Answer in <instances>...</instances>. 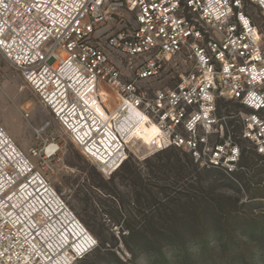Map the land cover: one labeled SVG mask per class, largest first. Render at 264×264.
Masks as SVG:
<instances>
[{
  "label": "built area",
  "instance_id": "obj_1",
  "mask_svg": "<svg viewBox=\"0 0 264 264\" xmlns=\"http://www.w3.org/2000/svg\"><path fill=\"white\" fill-rule=\"evenodd\" d=\"M245 5L264 18V0H0V54L103 178L129 142L232 172L220 102L245 110L243 138L264 153V45ZM169 64L171 87L142 86ZM46 129L25 154L0 124V264H74L97 247L49 182L60 146Z\"/></svg>",
  "mask_w": 264,
  "mask_h": 264
},
{
  "label": "rangeland",
  "instance_id": "obj_2",
  "mask_svg": "<svg viewBox=\"0 0 264 264\" xmlns=\"http://www.w3.org/2000/svg\"><path fill=\"white\" fill-rule=\"evenodd\" d=\"M244 11L252 18L262 34L264 45V18L254 6L245 5ZM114 60L126 76L133 73L124 58H114ZM181 71L182 68L175 69L169 64L157 79L144 82L142 86L147 90L171 87ZM109 93L111 96L109 103L114 107L117 99L112 92ZM244 112L245 110L234 102L222 101L217 108V117L225 121L234 145L230 142L222 143L226 147L236 146L239 149L240 156L235 163L234 171L228 172L226 168L198 167L193 175L184 178L171 175L167 177L165 183L174 190L187 184L207 188L212 200L228 196L231 198L230 202L236 201L239 211L264 214V200L252 201L251 205L245 206L249 196L255 195L251 183L258 180L264 182L262 175L264 153H257L254 144L243 138L240 113ZM0 124L25 154L37 145L34 129L47 124L46 133L58 138L60 150L53 161V172L47 173V177L56 193L62 197L69 209L97 241L96 249L74 264H223L229 256V251L231 255L237 251L231 245L229 238L240 231L235 229L236 226L230 227L229 224H227L231 229L229 234L226 231H221V234L213 230L204 231L202 236L195 239L186 235L179 246L162 245L167 237L166 229L161 227L155 231L144 230L145 219L150 218L154 224L161 225L162 221H170L181 216L175 217L171 212H159L158 209L163 210V206L158 202L133 204L134 195L131 188L123 186L118 188V192L124 196L120 200L121 207H113L116 202L109 197V191L99 188L101 182L98 179L108 181L109 178H103L96 167L80 154L50 112L25 84L20 73L4 60L1 54ZM220 141L218 138H213L210 143L215 144ZM130 145L126 168L136 170L144 183L162 185L158 182L162 177L153 174L154 170L150 167L157 162V152L148 150L140 142H131ZM116 200L119 202L118 198ZM119 213L122 220L133 223L132 232L121 228V225L113 224L119 219ZM187 220L191 219L187 218ZM240 226L239 222V228ZM151 234H155L160 241L150 253L143 252L138 247L139 240ZM129 250L133 251V255Z\"/></svg>",
  "mask_w": 264,
  "mask_h": 264
},
{
  "label": "trees",
  "instance_id": "obj_3",
  "mask_svg": "<svg viewBox=\"0 0 264 264\" xmlns=\"http://www.w3.org/2000/svg\"><path fill=\"white\" fill-rule=\"evenodd\" d=\"M239 108L243 109L240 105ZM126 161L116 173L109 177L108 181L98 177L99 182H101L99 188L109 191V197L117 204H113V207H121L120 200L124 195L118 192V188L123 186L132 189L133 204L141 205L144 202L157 204L158 202L163 206V210L158 209L159 212H171L175 217L180 215V218L162 221V226L159 223L154 224L150 218L145 219L144 230L152 229L155 231L161 227L166 229L167 237L162 245L179 246L186 235L195 239L202 236L204 231L213 230L220 234L221 231H226L229 234L231 229L228 226H236L235 229H238L240 233L230 237L229 241L237 251L234 255H231L229 251V256L223 264H264V214L239 211L236 201L230 202L231 198L228 196L212 200L207 188L187 184L174 190L165 183L168 176L174 175L177 178H184L197 172L198 166L193 162L190 155L174 148L157 152V162L150 167L154 170L153 174L162 177L158 181L159 184H162L159 186L144 183L136 170L126 168ZM262 175L264 177V170ZM251 185L255 195L249 196L248 203L245 204L246 207L253 202L264 200V182L258 180ZM116 198L119 199V202ZM120 215L119 213V219L113 224L115 226L121 225V228L132 232L133 223L122 220ZM187 218L191 220L188 221ZM239 222L241 223L240 228ZM159 241L155 234H151L140 239L138 247L143 252L150 253ZM129 252L133 255L132 250Z\"/></svg>",
  "mask_w": 264,
  "mask_h": 264
},
{
  "label": "bare ground",
  "instance_id": "obj_4",
  "mask_svg": "<svg viewBox=\"0 0 264 264\" xmlns=\"http://www.w3.org/2000/svg\"><path fill=\"white\" fill-rule=\"evenodd\" d=\"M130 144H131V142H129V148H130V146H131Z\"/></svg>",
  "mask_w": 264,
  "mask_h": 264
}]
</instances>
